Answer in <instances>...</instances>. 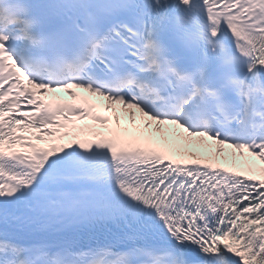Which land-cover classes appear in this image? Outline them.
<instances>
[{"label": "snow or ice", "instance_id": "1", "mask_svg": "<svg viewBox=\"0 0 264 264\" xmlns=\"http://www.w3.org/2000/svg\"><path fill=\"white\" fill-rule=\"evenodd\" d=\"M0 264H264V0H0Z\"/></svg>", "mask_w": 264, "mask_h": 264}, {"label": "rangeland", "instance_id": "2", "mask_svg": "<svg viewBox=\"0 0 264 264\" xmlns=\"http://www.w3.org/2000/svg\"><path fill=\"white\" fill-rule=\"evenodd\" d=\"M206 143H211L210 141L208 142V141H206ZM188 146L186 145V148H187ZM232 150H230V149H226L225 150V153L224 154H222V155H225L226 153H228V152H231ZM237 157V156H236ZM236 157H235V159H236ZM252 159V162H254V165H257L258 167H259V161H258V159H255V158H251ZM230 160H231V162H232V158H230Z\"/></svg>", "mask_w": 264, "mask_h": 264}, {"label": "bare ground", "instance_id": "3", "mask_svg": "<svg viewBox=\"0 0 264 264\" xmlns=\"http://www.w3.org/2000/svg\"><path fill=\"white\" fill-rule=\"evenodd\" d=\"M196 139V138H195ZM185 140H187V139H185ZM184 139H180V142H184L185 141ZM181 148H183V147H181Z\"/></svg>", "mask_w": 264, "mask_h": 264}]
</instances>
